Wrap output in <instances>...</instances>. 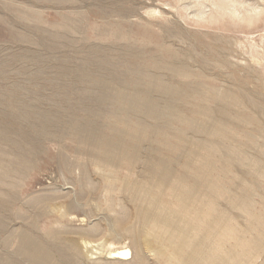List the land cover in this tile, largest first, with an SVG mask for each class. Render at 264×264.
Segmentation results:
<instances>
[{
	"label": "rangeland",
	"instance_id": "1",
	"mask_svg": "<svg viewBox=\"0 0 264 264\" xmlns=\"http://www.w3.org/2000/svg\"><path fill=\"white\" fill-rule=\"evenodd\" d=\"M263 164L264 0H0V264H264Z\"/></svg>",
	"mask_w": 264,
	"mask_h": 264
},
{
	"label": "bare ground",
	"instance_id": "2",
	"mask_svg": "<svg viewBox=\"0 0 264 264\" xmlns=\"http://www.w3.org/2000/svg\"><path fill=\"white\" fill-rule=\"evenodd\" d=\"M224 4V3H223ZM222 5V4H221ZM225 5V4H224ZM223 5V6H224ZM254 7V6H253ZM222 8V7H221ZM221 8H219V9H221ZM224 11V10H223ZM249 12V11H248ZM237 19V18H236ZM170 90L172 89V88H169ZM167 93H169V92H167ZM171 94V93H170ZM136 100V102H138L137 101V98L135 99ZM134 104V103H133ZM136 104V103H135ZM113 117V116H112ZM112 120V119H111ZM120 120V119H119ZM24 150V149H23ZM20 154V153H19ZM92 155V154H91ZM118 156H120V155H118ZM122 156V155H121ZM23 157V156H22ZM91 159V158H90ZM20 160V159H19ZM107 160V159H106ZM112 160V159H111ZM104 161H105V159H104ZM113 161V160H112ZM18 162V161H17ZM27 162V161H26ZM106 162H109V161H106ZM95 163H96V161H95ZM27 164V163H26ZM105 165V163L104 162H102L101 163V165ZM107 164V163H106ZM98 165H100V164H98ZM98 165H96V166H98ZM111 165V164H110ZM94 166V165H93ZM109 166V165H108ZM263 166H264V164H263ZM262 166V167H263ZM26 167V166H25ZM100 167V166H99ZM104 168L106 167V166H103ZM102 167V168H103ZM108 170H110V167H109V169ZM139 188V187H138ZM136 190V189H135ZM137 191V190H136ZM242 193V192H241ZM244 193V192H243ZM247 193V192H246ZM141 194V193H140ZM139 194V195H140ZM192 194V193H191ZM138 195V194H137ZM143 195V194H142ZM196 195V194H195ZM140 197H141V195H140ZM147 197V196H146ZM149 198H151V197H149ZM148 198V199H149ZM196 198V197H195ZM199 198V197H198ZM201 198V197H200ZM241 198V197H240ZM193 199V198H192ZM205 199V198H204ZM78 200V199H77ZM138 200H140V199H138ZM154 200V199H153ZM157 201V200H156ZM202 202H203V200H202ZM139 203V202H138ZM152 203V202H151ZM141 204H142V202H141ZM153 204H154V202H153ZM138 205V204H137ZM159 205V204H158ZM60 206V205H59ZM143 206V205H142ZM155 206V205H154ZM157 206V205H156ZM165 206V205H164ZM56 207V206H55ZM145 207V206H144ZM163 207V206H162ZM50 208V207H49ZM60 208H61V206H60ZM147 208V207H146ZM152 208V207H151ZM157 208V207H156ZM111 209H113V208H111ZM141 209V208H140ZM145 209V208H144ZM148 209V208H147ZM147 209H145V210H147ZM155 209V208H154ZM160 209V208H159ZM263 209V208H262ZM49 210V209H48ZM57 209H54L53 211H56ZM113 210H115V209H113ZM137 210V209H136ZM144 210V211H145ZM157 210V209H156ZM162 211L161 212H163V209H161ZM165 210V209H164ZM52 211V212H53ZM139 211V210H138ZM137 211V212H138ZM141 211V210H140ZM159 211V210H158ZM157 211V212H158ZM262 211V210H261ZM263 211H264V209H263ZM146 213H147V211H145ZM152 212V211H151ZM156 212V213H157ZM112 213V212H111ZM139 213V212H138ZM166 213H168V212H166ZM173 213V212H172ZM264 213V212H263ZM140 214H141V212H140ZM143 214V213H142ZM148 214H151L152 216V218H157L156 216L154 217V215L152 214V213H148ZM147 214V215H148ZM158 214V213H157ZM174 214V213H173ZM147 215H146V218H148L147 217ZM171 215V214H170ZM258 215V214H257ZM139 216V215H138ZM137 216V217H138ZM144 216H145V214H144ZM161 216V215H160ZM162 216H164V215H162ZM161 216V217H162ZM62 217H67V214H62ZM150 217V218H151ZM168 217V216H167ZM171 217V216H170ZM173 217V216H172ZM145 218V217H144ZM145 218V219H146ZM136 219H138V218H136ZM158 219V218H157ZM166 219V218H165ZM173 219V218H172ZM142 220H144V219H142ZM148 220V219H147ZM152 220V219H151ZM162 220H163V218H162ZM155 221V220H154ZM158 221H160V220H157V222ZM169 221V220H168ZM174 221V220H173ZM137 222H138V220H137ZM144 222V221H143ZM150 222H153V221H150ZM164 222H166L167 223V221H164ZM141 222H139L138 224H140ZM145 223V222H144ZM149 223V222H148ZM147 223V224H148ZM166 223H164V224H166ZM162 225H163V221H162V223H161ZM167 224H169V222L167 223ZM171 224H172V222H171ZM264 224V223H263ZM156 225V224H155ZM170 225V224H169ZM168 225V226H169ZM164 227H165V225H163ZM167 226V227H168ZM149 227H150V225H149ZM261 227V226H260ZM90 228V227H89ZM115 228V227H114ZM156 228H158V226L156 227ZM213 228V227H212ZM257 228V227H256ZM81 229V228H80ZM92 229V228H91ZM152 229V228H151ZM176 229V228H175ZM174 229V230H175ZM261 229V228H260ZM77 230V229H76ZM95 230V229H94ZM94 230H92V231H94ZM146 230H147V228H146ZM145 230V231H146ZM149 230V229H148ZM168 229L166 228V230L165 231H167ZM219 230V229H218ZM217 230V231H218ZM243 230V229H242ZM247 229H244V231H246ZM249 230V229H248ZM262 230V229H261ZM264 230V229H263ZM263 230L261 231V232H263ZM71 231V230H70ZM91 231V232H92ZM107 231V230H106ZM145 231H144V233H145ZM157 231V230H156ZM158 231H160V230H158ZM170 231H172V230H170ZM221 231V230H220ZM223 231V230H222ZM222 231L220 232V233H222ZM250 231V230H249ZM73 232H75V231H73ZM99 232V231H98ZM101 232V231H100ZM111 232H112V230H111ZM168 232L169 231H167V234H168ZM199 232V231H198ZM212 232V231H211ZM63 233V232H62ZM94 233V232H93ZM92 233V234H93ZM97 233V232H96ZM116 233V232H115ZM118 233V232H117ZM132 233V232H131ZM130 233V234H131ZM143 233V232H142ZM154 233V232H153ZM152 233V234H153ZM156 233V232H155ZM159 233V232H158ZM180 233V232H179ZM216 233V232H215ZM219 233V235H221ZM250 233H251V231H250ZM255 233V232H254ZM258 233H260V232H258ZM258 233H256V234H258ZM26 234V233H25ZM32 234V233H31ZM60 234V233H59ZM59 234H56V235H59ZM63 234H65V233H63ZM73 234H75V233H73ZM79 234H80V232H79ZM83 234H85V233H83ZM95 234V233H94ZM121 234V233H120ZM145 234H147V233H145ZM150 234V233H149ZM173 234V233H172ZM212 234V233H211ZM248 234V233H247ZM260 234H262V233H260ZM67 235H69V234H67ZM75 235H77V234H75ZM97 235V234H96ZM116 235H118V234H116ZM122 235V234H121ZM129 235V234H128ZM144 235V234H143ZM143 235H141V237L143 236ZM148 235V234H147ZM151 235V234H150ZM154 235V234H153ZM156 235V234H155ZM155 235H154V237H155ZM174 235V234H173ZM172 235V236H173ZM204 235V234H203ZM214 235V234H213ZM251 235V234H250ZM85 236H87V235H85ZM135 236H137V235H135ZM139 236V235H138ZM138 236H137V238H138ZM165 236H166V234H165ZM168 236V235H167ZM166 236V237H167ZM170 236V235H169ZM218 236V235H217ZM217 236L215 237V238H217ZM223 236V235H222ZM221 236V237H222ZM248 236V235H247ZM115 237V236H114ZM114 237H113V239H114ZM158 237H159V235H158ZM204 237V236H203ZM213 237V236H212ZM252 237V236H251ZM161 238H162V236H161ZM219 238V237H218ZM224 238V237H223ZM27 239V238H26ZM112 239V240H113ZM133 239V238H132ZM142 239V238H141ZM145 239V238H144ZM166 239V238H165ZM172 239V238H171ZM205 239V238H204ZM261 239V238H260ZM148 240H149V238H148ZM148 240H145L144 241V245H145V247H146V252H150V250H149V246H151V245H153V244H149L148 242ZM154 240H155V238H154ZM156 240H157V238H156ZM167 240H168V238H167ZM166 240V241H167ZM214 240V239H213ZM64 241V240H63ZM63 241H61V242H63ZM67 241H69V240H67ZM165 241V240H164ZM222 241V240H221ZM66 242V241H65ZM106 242V241H105ZM133 242V241H132ZM137 242H138V240H137ZM141 242V241H140ZM153 242V241H152ZM171 242V241H170ZM254 242V241H253ZM70 243H72V244H69V246L70 245H73L74 247H76V248H78V251H79V253H80V255L81 256H83V258L84 257H86V258H88V259H94L96 256H98V254H100L101 253V251H102V248H104V244L105 243H96V242H92V241H90V240H87L86 238H81V239H79V241H75V240H72V241H70ZM154 243V242H153ZM156 243H157V241H156ZM171 243H173V242H171ZM257 243V242H256ZM67 244V243H66ZM77 244V245H76ZM135 244V243H134ZM134 244H132V245H134ZM254 244V243H253ZM25 245V244H24ZM136 245V244H135ZM162 245V244H161ZM255 245V244H254ZM157 246V245H156ZM165 246V245H164ZM166 246H167V243H166ZM176 246V245H175ZM68 247V246H67ZM152 247H155V246H152ZM173 247V246H172ZM189 247V246H188ZM263 247H264V245H263ZM69 248V247H68ZM71 248V247H70ZM136 248V247H135ZM157 248V247H156ZM155 248V249H156ZM182 248V247H181ZM192 248V247H191ZM223 248V247H222ZM153 250L154 252L156 251V250ZM167 249V248H166ZM169 249V248H168ZM172 249V248H171ZM175 249H176V247H175ZM212 249H213V247H212ZM67 250V249H66ZM180 251V249L177 247V249H176V251ZM184 250H185V248H184ZM38 251H40V249L38 250ZM108 251H109V254L110 255H114V257H113V259L114 260H117V262H124V264H126V262L127 261H129L131 258H132V254H131V252H130V250L129 249H127V248H123V249H114V247H113V245L112 246H109V248H108ZM175 251V252H176ZM154 252H152L153 254H154ZM156 252H158V251H156ZM160 252V251H159ZM225 252V251H224ZM234 252V251H233ZM64 253V252H63ZM229 253V252H228ZM40 254V253H39ZM38 255V254H37ZM73 256V253L72 254H70V256ZM103 255V254H102ZM172 255V254H171ZM174 255V254H173ZM179 255V254H178ZM211 255V254H210ZM64 256V255H63ZM175 256V255H174ZM199 256V255H198ZM67 257H69L68 255H67ZM75 257V256H74ZM102 257V256H101ZM141 257V256H140ZM212 257H213V255H212ZM249 257V256H248ZM247 257V258H248ZM35 258L37 259V257L35 256ZM38 258L40 259V260H42V261H46L48 258H47V256L46 255H43V254H40V255H38ZM52 258V257H51ZM60 258V257H59ZM75 258H77V257H75ZM164 258V257H163ZM189 258V257H188ZM197 258V257H196ZM208 258V257H207ZM234 258V257H233ZM250 258V257H249ZM61 259H62V257H61ZM79 259V258H78ZM184 259L186 260V258L184 257ZM210 259V258H209ZM65 260V259H64ZM63 260V261H64ZM71 260V259H70ZM83 260V259H82ZM98 260V259H97ZM172 260V259H171ZM193 260V259H192ZM195 260V259H194ZM193 260V261H194ZM216 260V259H215ZM240 260V259H239ZM244 260V259H243ZM60 261V260H59ZM72 261V260H71ZM86 261V260H85ZM169 261V260H168ZM187 261V260H186ZM191 261V260H190ZM197 261V260H196ZM195 261V262H196ZM213 261V260H212ZM224 261L226 262V258H225V256L223 255V256H220L216 261H214V264H222V263H224ZM61 262V261H60ZM66 262V261H65ZM76 262V261H75ZM79 262V261H78ZM89 262V261H88ZM199 262V261H198ZM10 263V262H9ZM77 263V262H76ZM227 263V262H226ZM246 263H247V261H246ZM58 264V263H57ZM61 264V263H60ZM66 264V263H65ZM129 264V263H128ZM145 264V263H144ZM194 264V263H193ZM209 264H213V263H209ZM229 264V263H228Z\"/></svg>",
	"mask_w": 264,
	"mask_h": 264
}]
</instances>
